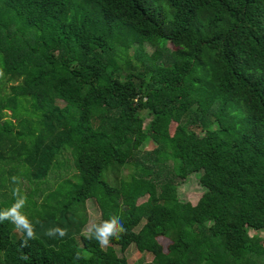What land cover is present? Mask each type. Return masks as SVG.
I'll return each mask as SVG.
<instances>
[{"label": "trees", "instance_id": "1", "mask_svg": "<svg viewBox=\"0 0 264 264\" xmlns=\"http://www.w3.org/2000/svg\"><path fill=\"white\" fill-rule=\"evenodd\" d=\"M66 150L80 183L60 201ZM12 161L48 194L29 247L0 223V264H135L131 245L145 264H264V0H0V178ZM171 161L201 172L196 204ZM90 199L126 228L104 249L82 236Z\"/></svg>", "mask_w": 264, "mask_h": 264}, {"label": "rangeland", "instance_id": "2", "mask_svg": "<svg viewBox=\"0 0 264 264\" xmlns=\"http://www.w3.org/2000/svg\"><path fill=\"white\" fill-rule=\"evenodd\" d=\"M65 1L68 7L74 10L75 6L81 1V0H62ZM163 6H166V9L170 11V6L168 3H163ZM171 47H173L171 45ZM143 52L146 54H151L154 51V47L145 43L142 46ZM137 46L134 45L129 53L130 55L136 53ZM166 55L168 53L166 52ZM144 116H145V112ZM148 122V118L146 119V123ZM156 145L148 141L143 145V151H151L154 149ZM67 151V152H66ZM62 152V154L59 156L58 160L55 162L53 171L49 175L50 183L53 181L52 178H56V175L60 176V179L56 183V187L60 190L61 194L64 196L59 197V200L62 201L64 199L67 200V197L70 198L72 193H74L77 188H79L80 183V176L77 174V170L75 168V163L73 160L72 155L70 154L71 151L66 150ZM174 164V161H171L167 164H163V174L165 175L164 178L167 177L169 174L172 176V179L176 181L179 185V192H180V199L185 202H191L192 204H196L200 197L205 192V189L201 186V183L199 181L201 172L192 173L190 174L185 180H180V178L176 177L174 174V170L172 169ZM6 172L4 173V178H0V183H3L4 189L10 187L13 188L15 185L11 186L10 180H5L10 176V173L12 176H18L20 178V184L19 187L21 188L22 192L26 194L27 196V205L24 209V212L29 214L30 208L35 205V203H41L42 200L45 198H40V194L45 191V193L48 192V176L44 178L43 180H36L33 176H31L28 171V167L23 165H20V161H12L5 165H3ZM134 167H127L121 169V174L128 177V175L133 171ZM10 172V173H9ZM42 183V188H41ZM41 188V189H40ZM55 188V187H54ZM53 188V189H54ZM5 191V190H3ZM0 191V204H2L4 207H7L12 202V194L10 189L8 190L9 194L7 197L1 196L2 192ZM48 194V193H47ZM48 204V203H47ZM86 208L89 216V220L91 218H101V211L98 207V204L94 199H90L86 203ZM85 231V228H84ZM258 234L262 239H264V231L255 232V231H249V235H255ZM125 257L135 263V264H145L148 261L152 259V254L149 252H140L137 251L136 248L131 245L125 252Z\"/></svg>", "mask_w": 264, "mask_h": 264}, {"label": "clouds", "instance_id": "3", "mask_svg": "<svg viewBox=\"0 0 264 264\" xmlns=\"http://www.w3.org/2000/svg\"><path fill=\"white\" fill-rule=\"evenodd\" d=\"M11 182L15 187L12 188V202L5 208H0V223L4 221L10 222L16 231L20 240L21 247H29V242L35 240L36 232L32 221L24 212L27 205V196L19 187L20 178L12 176ZM126 233V228L120 217L116 215L110 216L108 219L91 218L85 226L82 236L89 240H95L101 249L110 245L113 239H119ZM45 235L48 237H60L63 239L68 235L66 229L59 226L49 228ZM21 259L27 260L28 257L22 256ZM79 259V255H77Z\"/></svg>", "mask_w": 264, "mask_h": 264}]
</instances>
